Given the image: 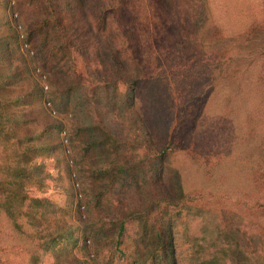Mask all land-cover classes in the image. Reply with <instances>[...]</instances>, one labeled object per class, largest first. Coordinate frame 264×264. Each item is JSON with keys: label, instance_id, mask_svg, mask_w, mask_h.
<instances>
[{"label": "rangeland", "instance_id": "obj_1", "mask_svg": "<svg viewBox=\"0 0 264 264\" xmlns=\"http://www.w3.org/2000/svg\"><path fill=\"white\" fill-rule=\"evenodd\" d=\"M144 152L190 196L157 225ZM263 197L264 0H0V264H162L158 227L166 264H264Z\"/></svg>", "mask_w": 264, "mask_h": 264}, {"label": "trees", "instance_id": "obj_2", "mask_svg": "<svg viewBox=\"0 0 264 264\" xmlns=\"http://www.w3.org/2000/svg\"><path fill=\"white\" fill-rule=\"evenodd\" d=\"M141 79H144V76L141 77ZM135 83L136 80L132 82H127L126 86H130V94L136 93L135 91ZM128 92L124 91L123 92V98L125 99L124 101H128ZM175 129H169L166 131L165 135V146L164 149L166 150L167 147H170V145L174 148V137L176 136L175 134ZM148 154L144 152V154H141L138 159L136 158H131L132 162L129 164L127 167L124 166V163L120 162V164H117L116 169L119 173H124L126 171V176L127 178H130L133 181V184L138 185L140 183V180L144 178L147 174H150L151 176L156 177L157 183L161 187V192L158 194H152V197L149 199L148 203H145V208L143 207V215L144 216H149L150 219L154 221V223L157 225L158 220H160L162 217H164L170 209L173 207H176L178 205H182L181 203L184 202L186 199H189V194L188 192H185L184 189L182 188V183L179 181V176L177 172L179 170L177 168H174L173 170H170L171 174V188L167 189L165 186L163 187L164 183L158 182L159 179L162 177L164 174V166L163 163L166 162L164 160V154L160 153L157 154L156 156H147ZM155 157V158H154ZM152 161V162H151ZM173 173V174H172ZM138 179V180H137ZM137 180V182H136ZM262 201V205H264V197L256 199L255 201ZM256 205V204H255ZM247 206V205H244ZM145 209V210H144ZM142 215V217H143ZM147 218L145 219L144 222H146ZM123 230V223L119 224L118 227V232L120 233ZM157 232L155 233V238L157 240V253H159L160 256V261L162 264H166V252L164 250V245L161 240L162 234L159 232V227L156 229ZM212 258H219V263H223L225 256L222 252V250H213L212 255L210 256Z\"/></svg>", "mask_w": 264, "mask_h": 264}]
</instances>
